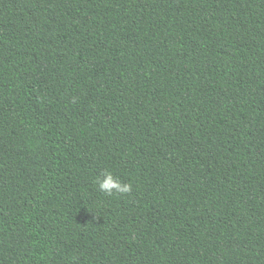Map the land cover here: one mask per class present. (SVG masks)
Returning <instances> with one entry per match:
<instances>
[{
  "label": "trees",
  "instance_id": "1",
  "mask_svg": "<svg viewBox=\"0 0 264 264\" xmlns=\"http://www.w3.org/2000/svg\"><path fill=\"white\" fill-rule=\"evenodd\" d=\"M0 264H264V0H0Z\"/></svg>",
  "mask_w": 264,
  "mask_h": 264
},
{
  "label": "clouds",
  "instance_id": "2",
  "mask_svg": "<svg viewBox=\"0 0 264 264\" xmlns=\"http://www.w3.org/2000/svg\"><path fill=\"white\" fill-rule=\"evenodd\" d=\"M103 178L97 181L98 188L101 192L111 196L116 194H127L132 191V185L123 182L120 178L115 177L111 172H105L102 174Z\"/></svg>",
  "mask_w": 264,
  "mask_h": 264
}]
</instances>
